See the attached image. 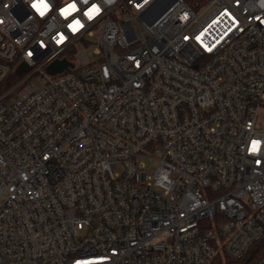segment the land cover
I'll list each match as a JSON object with an SVG mask.
<instances>
[{
  "label": "built area",
  "instance_id": "1",
  "mask_svg": "<svg viewBox=\"0 0 264 264\" xmlns=\"http://www.w3.org/2000/svg\"><path fill=\"white\" fill-rule=\"evenodd\" d=\"M34 3L0 0V264H240L264 234V0Z\"/></svg>",
  "mask_w": 264,
  "mask_h": 264
},
{
  "label": "snow or ice",
  "instance_id": "2",
  "mask_svg": "<svg viewBox=\"0 0 264 264\" xmlns=\"http://www.w3.org/2000/svg\"><path fill=\"white\" fill-rule=\"evenodd\" d=\"M39 4H43L44 5V11H47V4L44 3V0H38ZM34 8L37 9V11H40V8L38 7V5L36 3H34L32 5ZM77 10V6L75 3L69 4L67 6V8H63L61 9V13L65 16L69 15L70 12H75ZM44 11H40V14L43 15ZM100 11V9L97 7V5L93 4L91 6L90 9H88V11L85 13L86 16H88L89 19L92 18L93 15H95L96 13H98ZM76 25H79V21H75L74 22ZM82 26V25H81ZM69 28L72 29L73 31H76V28L73 27V25H69ZM258 141H253V151L256 150V145H258Z\"/></svg>",
  "mask_w": 264,
  "mask_h": 264
},
{
  "label": "trees",
  "instance_id": "3",
  "mask_svg": "<svg viewBox=\"0 0 264 264\" xmlns=\"http://www.w3.org/2000/svg\"><path fill=\"white\" fill-rule=\"evenodd\" d=\"M263 254H264V234L259 240L255 241L250 246V248L244 255L243 259L240 261V264H255Z\"/></svg>",
  "mask_w": 264,
  "mask_h": 264
},
{
  "label": "water",
  "instance_id": "4",
  "mask_svg": "<svg viewBox=\"0 0 264 264\" xmlns=\"http://www.w3.org/2000/svg\"><path fill=\"white\" fill-rule=\"evenodd\" d=\"M71 65V62L68 61L67 59L65 58H62V59H55L53 60L51 63H49L47 66H46V71L49 72V73H55V72H59L61 71L63 68H65L66 66H69ZM24 67V63H20L18 65V68L19 69H22Z\"/></svg>",
  "mask_w": 264,
  "mask_h": 264
},
{
  "label": "rangeland",
  "instance_id": "5",
  "mask_svg": "<svg viewBox=\"0 0 264 264\" xmlns=\"http://www.w3.org/2000/svg\"><path fill=\"white\" fill-rule=\"evenodd\" d=\"M88 54H89L90 57H92L91 50H88ZM259 123H260L261 126H264V108L261 109V112L259 114ZM155 166H156V164L153 161H150V162L147 163V168H148V170L150 172H152L154 170Z\"/></svg>",
  "mask_w": 264,
  "mask_h": 264
},
{
  "label": "clouds",
  "instance_id": "6",
  "mask_svg": "<svg viewBox=\"0 0 264 264\" xmlns=\"http://www.w3.org/2000/svg\"><path fill=\"white\" fill-rule=\"evenodd\" d=\"M84 3H87V0H84Z\"/></svg>",
  "mask_w": 264,
  "mask_h": 264
}]
</instances>
